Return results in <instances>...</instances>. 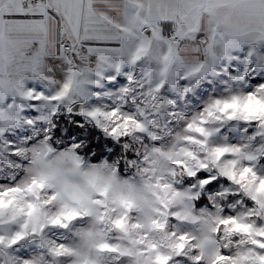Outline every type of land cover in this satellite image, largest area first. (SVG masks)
Masks as SVG:
<instances>
[{"label": "snow or ice", "instance_id": "snow-or-ice-1", "mask_svg": "<svg viewBox=\"0 0 264 264\" xmlns=\"http://www.w3.org/2000/svg\"><path fill=\"white\" fill-rule=\"evenodd\" d=\"M0 264H264V0H0Z\"/></svg>", "mask_w": 264, "mask_h": 264}]
</instances>
